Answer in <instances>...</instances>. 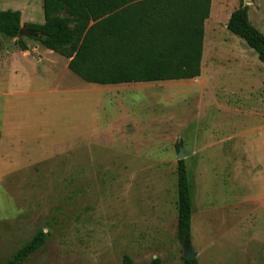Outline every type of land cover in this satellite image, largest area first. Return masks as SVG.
I'll return each instance as SVG.
<instances>
[{
    "label": "rangeland",
    "instance_id": "obj_1",
    "mask_svg": "<svg viewBox=\"0 0 264 264\" xmlns=\"http://www.w3.org/2000/svg\"><path fill=\"white\" fill-rule=\"evenodd\" d=\"M242 1L264 35V0ZM238 4L211 0L198 78L100 92L114 110L106 132L65 59L0 35V264L40 231L44 246L23 264H183L187 250L198 264H264V64L226 30ZM5 10L43 20L42 0H0Z\"/></svg>",
    "mask_w": 264,
    "mask_h": 264
},
{
    "label": "trees",
    "instance_id": "obj_2",
    "mask_svg": "<svg viewBox=\"0 0 264 264\" xmlns=\"http://www.w3.org/2000/svg\"><path fill=\"white\" fill-rule=\"evenodd\" d=\"M211 0H42L44 22L21 24V13L0 11V35L27 51L20 28L39 33L29 39L68 60L67 69L83 82L121 85L186 81L201 73L204 23ZM226 30L243 40L264 64V35L249 21L239 0ZM192 181L185 162H177V239L191 237ZM37 232L4 264H23L41 249ZM183 264H198L182 259ZM122 264H133L123 257ZM150 264H161L154 258Z\"/></svg>",
    "mask_w": 264,
    "mask_h": 264
},
{
    "label": "crops",
    "instance_id": "obj_3",
    "mask_svg": "<svg viewBox=\"0 0 264 264\" xmlns=\"http://www.w3.org/2000/svg\"><path fill=\"white\" fill-rule=\"evenodd\" d=\"M39 20L40 19H38L37 22H34V23L42 24L44 22V19L41 21H39ZM45 53L47 55L55 54V53L46 52V51H45ZM56 55H58V54H56ZM63 59H65V58H63ZM65 60L68 63V60L67 59H65ZM66 68H67V64H66ZM143 84L148 85V84H153V83H143ZM121 85H127V84H121ZM121 85H94V84H88L87 83V86H86L87 88H83V89L78 90L84 96H86V95L94 96V99L88 98L89 102H92L93 100L97 101V105H96L97 107L95 109L94 116H95V120L97 121L95 123L99 127V128L95 127V129H99V130H96V131L106 132L107 130H109V128H110L109 126H110L111 122L108 123L107 118L108 117L112 118V116L114 115V112H113L114 110L109 106L108 103H106V100L100 96V94H101L100 92H104L105 89H109V88H112L115 86H121ZM102 95H104V94H102ZM101 99H103V101H104L102 104H100L102 102ZM82 123L83 122L80 121V124H82Z\"/></svg>",
    "mask_w": 264,
    "mask_h": 264
},
{
    "label": "water",
    "instance_id": "obj_4",
    "mask_svg": "<svg viewBox=\"0 0 264 264\" xmlns=\"http://www.w3.org/2000/svg\"><path fill=\"white\" fill-rule=\"evenodd\" d=\"M18 38H26V39H41L42 36L32 30L26 29L24 27L20 28L19 32H18ZM183 154H182V149L179 150V154H178V161L183 160ZM188 242V240H186L184 242V244H186ZM184 259L185 260H193L195 259V254H193L190 250H187L185 255H184Z\"/></svg>",
    "mask_w": 264,
    "mask_h": 264
}]
</instances>
